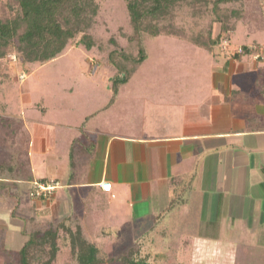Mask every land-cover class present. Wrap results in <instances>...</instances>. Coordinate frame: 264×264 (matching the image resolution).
<instances>
[{
    "label": "crops",
    "instance_id": "crops-1",
    "mask_svg": "<svg viewBox=\"0 0 264 264\" xmlns=\"http://www.w3.org/2000/svg\"><path fill=\"white\" fill-rule=\"evenodd\" d=\"M263 41L238 44L247 48L238 55L210 53L199 87L197 81L181 85L180 75L141 76L140 83L119 84L112 99L113 78L104 77L101 97L91 73L68 85L63 98L28 103L18 93L7 99L0 118L11 128L1 131L0 145L9 148L0 152V163L13 161L19 172H0V188L16 196L15 209L0 204V217L20 230L22 218L40 213L81 227L92 242L100 227L143 232L155 220L169 225L194 217L207 226L228 222L236 231L259 226L251 234L262 237ZM258 52L263 56L256 58ZM35 180L57 185L38 200L31 195ZM103 181L110 191L101 188ZM247 250L242 247L243 255Z\"/></svg>",
    "mask_w": 264,
    "mask_h": 264
},
{
    "label": "rangeland",
    "instance_id": "rangeland-1",
    "mask_svg": "<svg viewBox=\"0 0 264 264\" xmlns=\"http://www.w3.org/2000/svg\"><path fill=\"white\" fill-rule=\"evenodd\" d=\"M93 2L96 12L91 16L89 27L84 32H80L74 41L69 42L57 57L42 64H32L29 68L21 67L14 53H9L5 62L0 61V117L6 109L7 99L10 100L8 104L11 103L18 93L23 94L28 103L31 100L29 98L43 96L44 100H48L51 95L57 98L66 97L69 92L68 85L75 84L74 81L79 79L80 75L93 73L97 91H100L102 97V94L107 92L104 77L119 76L113 59L109 57L110 53L123 71L128 69L131 72L128 74V78L131 79L130 84L134 81L135 84L140 83L141 76L144 79L155 80L160 75H180L181 85H190V82L195 85L197 81V87H199L200 83H204V72L213 57L210 54L212 52L193 44L190 41L191 36L196 33L205 34L210 27L217 33L222 28V23H225L227 27H230L227 33L229 39H223L212 53L219 56L222 54L231 56L233 51L230 49L239 46L238 44L249 43L253 39L259 42L264 40L262 0H237L213 12L210 9L203 10L206 5L201 4L198 13L182 5L170 11L171 16L165 20V23L170 22L175 28L181 30L183 35L151 36L144 32L142 48L147 57L141 63H134L131 58L137 56L140 45L136 40L130 39L133 29L129 21L126 0H93ZM17 10L18 6L13 0H0V19L14 17ZM218 15L222 22L217 20ZM225 15H230L226 21ZM84 34L91 37L90 47L85 44L87 40L81 41ZM225 41L228 43L224 44ZM127 55L130 58L127 59ZM24 77L27 78L25 81ZM137 77L140 78L137 79ZM132 79H134L133 82ZM22 83L23 86H21ZM127 90L125 87L122 91ZM9 112L10 110L7 109L6 115H9ZM7 122L8 119L2 122L0 118V142L3 128H11V124L8 126ZM8 148L9 146L1 147L0 145V152L3 153L2 150L5 149L4 154L7 155ZM10 158L12 159V156ZM0 172L12 177L19 171L15 169L13 161L6 160L0 163ZM15 200L16 196L12 194V190L6 187L0 188V204L15 209ZM21 220L19 230L10 228L9 222L0 217V247L6 249V253L11 254L12 258L17 256L18 249L28 237L23 234V230L41 232L61 223L40 213ZM199 221L195 217L175 218L168 222L169 225H159L155 220L154 224L143 230L144 233L142 229L132 226L110 227V229L103 227L98 237H93V242L100 249L99 255L104 258L102 264H124L126 259L134 264L159 263L164 257L174 253L169 242L174 236L183 233L193 238L194 244L187 258H180L182 264L262 263L264 230L263 239L262 237L257 239L256 235L251 234L261 231L262 227H240L242 232L238 230L239 233L236 231L237 227L228 225V222L222 226H207L199 224ZM64 226L77 227L67 222ZM85 235L91 240V234L85 232ZM107 237L111 238V247L106 252L104 243ZM243 246L248 248L244 252L245 255L242 253Z\"/></svg>",
    "mask_w": 264,
    "mask_h": 264
},
{
    "label": "trees",
    "instance_id": "trees-1",
    "mask_svg": "<svg viewBox=\"0 0 264 264\" xmlns=\"http://www.w3.org/2000/svg\"><path fill=\"white\" fill-rule=\"evenodd\" d=\"M235 1L237 0H126L129 21L133 29L130 39L136 40L140 45L137 56L131 58L132 62L141 63L147 57L142 48L144 32L151 36L183 35V32L173 24L165 23L171 16L170 11L173 8L186 5L192 12L198 13L201 4H205L203 10L210 9L213 12ZM13 2L18 6L17 14L9 19H0V61L5 62L6 56L14 53L18 63L25 68L35 63H45L61 54L69 42L74 41L80 32L89 27L91 16L96 12L93 0H13ZM262 3L264 5V0ZM229 16L225 15V21ZM217 20L222 22L220 15ZM222 24L219 32H213L210 27L205 34L190 35V41L214 53L223 39H229L227 33L230 27ZM81 41H86L87 47L92 45L88 34H84ZM243 47L247 51L246 46ZM112 56L110 53L109 57L113 59L119 73L112 81L113 99L119 84L125 82L131 72L128 69L123 71ZM128 58L130 57L127 55ZM64 225V222L58 223L55 227H49L41 232L23 230V234L28 237L18 249L17 256L12 258L11 254L6 253V249L0 247V264H102L104 258L99 255L100 249L85 237L84 229L79 226L66 228ZM88 231L90 233V228ZM99 233L100 231L95 233L96 238ZM107 238L104 243L106 252L111 247V238ZM169 243L174 253L155 264H182L180 258H187L193 239L189 236H178ZM262 260L261 264H264V257ZM124 264L134 263L126 259Z\"/></svg>",
    "mask_w": 264,
    "mask_h": 264
},
{
    "label": "built area",
    "instance_id": "built-area-1",
    "mask_svg": "<svg viewBox=\"0 0 264 264\" xmlns=\"http://www.w3.org/2000/svg\"><path fill=\"white\" fill-rule=\"evenodd\" d=\"M228 43L227 41L224 44ZM233 53H242L244 50L243 46H235L234 49H230ZM263 54L259 52L255 55L256 58L262 57ZM57 185L56 181H46V180H35L31 185V195L36 198H46L50 196ZM104 191H110V182L103 181L100 184Z\"/></svg>",
    "mask_w": 264,
    "mask_h": 264
}]
</instances>
